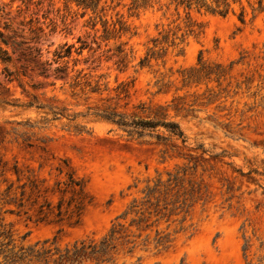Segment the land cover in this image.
<instances>
[{"label":"rangeland","instance_id":"1","mask_svg":"<svg viewBox=\"0 0 264 264\" xmlns=\"http://www.w3.org/2000/svg\"><path fill=\"white\" fill-rule=\"evenodd\" d=\"M78 1L0 0V32L41 51L28 68L14 55L12 81L0 63V249L115 226L105 264H264V0H230L226 16ZM199 60L204 77L184 82ZM104 110L175 121L186 143L129 138Z\"/></svg>","mask_w":264,"mask_h":264},{"label":"trees","instance_id":"2","mask_svg":"<svg viewBox=\"0 0 264 264\" xmlns=\"http://www.w3.org/2000/svg\"><path fill=\"white\" fill-rule=\"evenodd\" d=\"M143 6H147L150 0H141ZM160 1V0H155ZM230 0H213L210 4L206 0H169V4H175L176 7H185L191 10L193 7L198 10L204 9L206 12L211 14H218L226 16L230 10ZM238 1V0H237ZM77 3L86 5L84 1H78ZM263 0H258L259 8L262 9ZM4 11L3 7L0 6V13ZM244 12L240 15V20L243 21ZM24 42H17L13 37L6 38L2 32H0V63L4 65L3 73L5 77L12 81L14 72L8 69V65L12 64L14 55L19 53L17 61H23L25 68L30 67L31 61L36 59L37 55H40V50L33 47H24ZM11 48V51H10ZM73 46L64 45L61 49L64 51L55 52L54 63H58L61 59L69 57ZM161 57L159 53L148 51L145 58L139 62L140 67L149 66L152 59L155 57ZM201 64V60H199ZM51 63L44 62L41 64L39 75H45L47 69L45 66H50ZM67 68L57 67L55 69L56 78L64 79L67 78ZM184 82H189L195 78L204 77V65L201 64L199 69H191L189 71H183L180 73ZM80 85V76L75 78L73 87ZM93 92H97L94 88ZM125 89L122 88L124 93ZM101 120H104L114 125L119 131L124 133L129 138H155L157 141L164 142L169 138H177L181 140L183 145L186 143V136L181 129L180 125L175 121H168L167 118L159 119H143L136 114L128 115L125 113L116 112L114 110H104L100 114H97ZM167 133V136L164 133ZM170 179L167 183L171 182V175L168 174ZM72 186H79L77 182L71 181ZM166 186L162 182L158 181L153 189H148L147 197L156 193L161 187ZM128 213L122 215L126 219ZM2 226V225H1ZM120 226V225H118ZM117 230L114 226L110 233L105 236L101 241L96 242L94 240H84L76 242L71 246L60 248L56 246L55 240H45L43 242H37L35 245L28 248H20L18 251L14 247L7 251L0 249V255H3L4 263L0 264H87L89 262H95V264L110 263L112 260L110 255L116 250V246L113 244L115 234ZM10 242L6 243L5 246H9Z\"/></svg>","mask_w":264,"mask_h":264}]
</instances>
